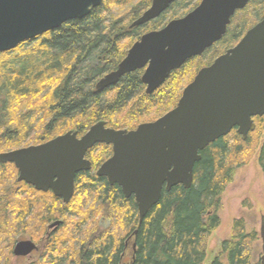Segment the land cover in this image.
I'll use <instances>...</instances> for the list:
<instances>
[{
  "label": "trees",
  "instance_id": "obj_1",
  "mask_svg": "<svg viewBox=\"0 0 264 264\" xmlns=\"http://www.w3.org/2000/svg\"><path fill=\"white\" fill-rule=\"evenodd\" d=\"M198 2L175 0L156 19L130 27L151 0H102L85 18L1 52L0 153L68 130L81 135L100 120L114 129H135L173 108L204 61L209 63L264 17V0H249L221 41L187 60L150 94L141 81L142 69L101 92L95 84L117 67L142 33L183 16ZM189 67L194 72L187 76ZM254 122L245 140L233 128L200 151L191 187L163 190L141 222L134 197L126 198L120 186L96 175L112 153L110 145L96 144L87 151L91 169L76 174L68 203L18 181L15 166L0 162V264H9L18 236L41 238L55 221L61 223L48 232V251L30 264H202L207 239L220 224L221 194L256 149L264 174V115ZM102 217L110 222L107 228L98 225ZM258 236L235 219L209 264H251Z\"/></svg>",
  "mask_w": 264,
  "mask_h": 264
},
{
  "label": "water",
  "instance_id": "obj_2",
  "mask_svg": "<svg viewBox=\"0 0 264 264\" xmlns=\"http://www.w3.org/2000/svg\"><path fill=\"white\" fill-rule=\"evenodd\" d=\"M175 0H152L130 27L156 19ZM249 0H200L181 17L146 32L127 50L117 67L95 84L101 92L127 73L142 69L141 81L150 94L189 59L200 56L219 41L236 10ZM102 0H0V53L83 19ZM264 115V18L251 26L233 47L201 67L182 89L176 105L135 129H114L102 120L78 135L68 130L45 142L0 153V162L12 163L18 181L41 192L51 191L68 203L74 195L75 176L91 169L87 151L96 144L111 145L112 154L96 170L120 186L137 205L139 221L155 206L163 190L181 184L190 188L200 151L233 128L243 140L255 129L253 117ZM61 221L49 225L59 226ZM259 237L264 264V216ZM30 239L18 240L13 255L37 250Z\"/></svg>",
  "mask_w": 264,
  "mask_h": 264
},
{
  "label": "rangeland",
  "instance_id": "obj_3",
  "mask_svg": "<svg viewBox=\"0 0 264 264\" xmlns=\"http://www.w3.org/2000/svg\"><path fill=\"white\" fill-rule=\"evenodd\" d=\"M243 17L248 19L249 16L244 13ZM193 72L194 69L189 67L187 76L193 74ZM262 138L263 135H261L259 141ZM218 215L220 224L207 239L206 256L202 264H209L214 254L219 251L220 242L229 237L235 219H242L248 232L255 230L259 234L260 218L264 216V174L257 162V149L244 165L236 169L232 181L226 185L221 194ZM109 223V220L104 217L98 220L100 228H107ZM56 227L50 228L48 226L46 235L38 239L31 238L28 234L18 236L17 241L30 239L38 248L27 256L16 257L13 255L9 264H30L38 261L49 249L48 232L56 229ZM261 254V240L258 236V239L252 242L251 264H260Z\"/></svg>",
  "mask_w": 264,
  "mask_h": 264
},
{
  "label": "flooded vegetation",
  "instance_id": "obj_4",
  "mask_svg": "<svg viewBox=\"0 0 264 264\" xmlns=\"http://www.w3.org/2000/svg\"><path fill=\"white\" fill-rule=\"evenodd\" d=\"M151 1H152V0H151ZM199 1H200V0H199ZM248 2H249V1H248ZM197 4H198V3H197ZM150 5H151V3H150ZM150 5H149V6H150ZM246 5H247V4H246ZM148 8H149V7H148ZM193 8H194V7H193ZM193 8H192V9H193ZM240 10H241V9L235 11V13L232 15V17H231V19H230V23L228 24V26H229V25L231 24V22L233 21L232 19L234 18V16L236 15V13H237L238 11H240ZM189 11H190V10H189ZM143 12H144V11H143ZM143 12H142V13H143ZM177 18H178V17H177ZM262 18H264V17H262ZM262 18H261V19H262ZM173 19H174V18H173ZM261 19H260V20H261ZM170 20H171V19H170ZM260 20H258V21H260ZM168 21H169V20H168ZM168 21H167V22H168ZM258 21H256L255 23H257ZM167 22H166V23H167ZM147 23H148V22H147ZM166 23H165V24H166ZM255 23H254V24H255ZM165 24H164V25H165ZM254 24H253V25H254ZM164 25H163V26H164ZM253 25H251V26H253ZM163 26H162V27H163ZM228 26H227V29H228ZM251 26H250V27H251ZM162 27H160V28H162ZM250 27H249V28H250ZM160 28H157V29H160ZM249 28H248V29H249ZM157 29H151V30H148V31H146V32H149V31H152V30H157ZM248 29H247V30H248ZM247 30H246V31H247ZM246 31H245V32H246ZM146 32H144V33H146ZM226 32H227V30H226ZM226 32H225V34H226ZM245 32L243 33V35L245 34ZM144 33H142V34H144ZM142 34H141V35H142ZM225 34H224V35H225ZM141 35H140V36H141ZM224 35H223V37H224ZM243 35H242V36L236 41V43H234V44H233L232 46H230V47H233L235 44H237V42L243 37ZM223 37H222V38H223ZM139 38H140V37H139ZM139 38H138V39H139ZM222 38H221V39H222ZM138 39H137V40H138ZM221 39H220L219 41H221ZM219 41H217V42H219ZM134 42H135V41H134ZM217 42H216V43H217ZM216 43H214L213 45H215ZM213 45H212V46H213ZM212 46H211V47H212ZM230 47L225 48L224 51H222V53H224V52H225L227 49H229ZM208 49H209V48H208ZM206 50H207V49H206ZM206 50H205V51H206ZM205 51H204L200 56H196V57H201V56H203V54L205 53ZM222 53H219L217 56H219V55L222 54ZM217 56H215V57H214L209 63H208L207 61H204L203 66L210 65V64L213 62V60H214ZM203 66H201V67H203ZM201 67H200V68H201ZM200 68H199V69H200ZM199 69H198V70H199ZM142 73H143V70H142ZM141 75H142V74H141ZM103 76H104V75H103ZM103 76H102V77H103ZM145 87H146V86H145ZM260 117H261V116H260ZM253 120H254V117H253ZM110 146H111V145H110ZM111 150H112V148H111ZM111 154H112V153H111ZM110 156H111V155H110ZM110 156H109V157H110ZM54 227H55V226H54ZM33 252H34V251H33ZM33 252H32V253H33Z\"/></svg>",
  "mask_w": 264,
  "mask_h": 264
}]
</instances>
